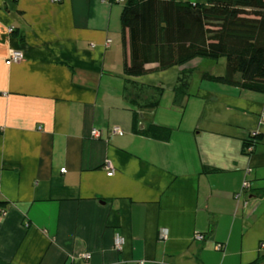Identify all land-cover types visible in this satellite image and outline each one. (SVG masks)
<instances>
[{
  "label": "crops",
  "instance_id": "1",
  "mask_svg": "<svg viewBox=\"0 0 264 264\" xmlns=\"http://www.w3.org/2000/svg\"><path fill=\"white\" fill-rule=\"evenodd\" d=\"M124 1L0 0V264H264V93L126 75Z\"/></svg>",
  "mask_w": 264,
  "mask_h": 264
},
{
  "label": "trees",
  "instance_id": "2",
  "mask_svg": "<svg viewBox=\"0 0 264 264\" xmlns=\"http://www.w3.org/2000/svg\"><path fill=\"white\" fill-rule=\"evenodd\" d=\"M120 25L126 75L146 73L149 63L165 69L197 57L224 58L223 74L203 71L200 78L264 93V0H125ZM190 72L180 70L176 95L187 94ZM256 138L250 134L245 145Z\"/></svg>",
  "mask_w": 264,
  "mask_h": 264
},
{
  "label": "built area",
  "instance_id": "3",
  "mask_svg": "<svg viewBox=\"0 0 264 264\" xmlns=\"http://www.w3.org/2000/svg\"><path fill=\"white\" fill-rule=\"evenodd\" d=\"M11 30H12V28H8V31H11ZM22 59H23L22 51L13 49V50L9 51L8 57L6 58L5 62H6V64H11L14 62H18ZM262 120H264V112L262 113ZM110 132H111V134H116V135H122L123 134V130L118 126H112ZM90 133H91L92 137H98L100 134L99 130H97V129H92ZM252 135H254V134H252ZM104 168L106 169L107 175L111 176L114 173V168L109 161L105 162ZM61 171L64 172L65 169L61 168ZM243 185H244V187H246L247 182L245 181L243 183ZM161 236L165 237V231L161 232ZM196 237L198 239H202L201 234H198ZM121 241H122V239L120 237L116 236L115 243H114L116 248H118V249L120 248ZM218 247H220V246H218ZM83 258L88 259V258H90V255L83 254ZM138 264H143V261H140Z\"/></svg>",
  "mask_w": 264,
  "mask_h": 264
},
{
  "label": "rangeland",
  "instance_id": "4",
  "mask_svg": "<svg viewBox=\"0 0 264 264\" xmlns=\"http://www.w3.org/2000/svg\"><path fill=\"white\" fill-rule=\"evenodd\" d=\"M196 1H203V0H196ZM193 64H196L197 68L194 70V78H197L198 72L202 69H207L213 74H223L224 73V58H220L217 61H213L210 59H203V58H194L192 59Z\"/></svg>",
  "mask_w": 264,
  "mask_h": 264
}]
</instances>
